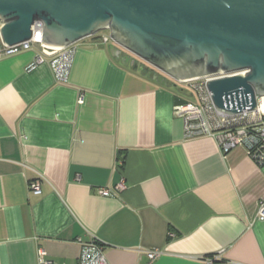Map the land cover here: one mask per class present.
Masks as SVG:
<instances>
[{"label": "crops", "instance_id": "1", "mask_svg": "<svg viewBox=\"0 0 264 264\" xmlns=\"http://www.w3.org/2000/svg\"><path fill=\"white\" fill-rule=\"evenodd\" d=\"M113 50L78 43L66 84L39 47L0 57V264H40V250L80 264L92 237L108 264H150L152 250V264H264V165L186 138L176 110L193 95Z\"/></svg>", "mask_w": 264, "mask_h": 264}, {"label": "water", "instance_id": "2", "mask_svg": "<svg viewBox=\"0 0 264 264\" xmlns=\"http://www.w3.org/2000/svg\"><path fill=\"white\" fill-rule=\"evenodd\" d=\"M36 22L54 48L108 31L114 59L161 86L234 74L208 83L229 115L264 98V0H0L4 45L29 41Z\"/></svg>", "mask_w": 264, "mask_h": 264}, {"label": "built area", "instance_id": "3", "mask_svg": "<svg viewBox=\"0 0 264 264\" xmlns=\"http://www.w3.org/2000/svg\"><path fill=\"white\" fill-rule=\"evenodd\" d=\"M32 38L22 44L8 47L3 44L0 38V57L10 56L23 51L32 50L39 47L42 54L50 59V65L54 73L56 82L66 84L69 81L72 67L74 64L77 45L74 44L67 48H54L43 43V24L36 22L32 26ZM103 43H113L110 33L101 37ZM42 56L37 60V64L43 63ZM34 68V67H33ZM242 72L241 74H246ZM234 74H223L212 78H204L181 84L194 97L195 102L181 104L176 110V116L185 122L186 138L210 137L217 140L222 152L227 154L240 145L248 148L249 155L255 163L264 165V114L258 109L254 112L247 110L237 115H229L216 109L212 95L208 90V83L211 80L228 77ZM236 75V74H235ZM30 190L36 195H40L41 181L37 180L30 183ZM98 194L109 196V190L100 189ZM260 218L264 219V207L260 210ZM81 253L80 264H108L104 245L96 238L92 237L84 242L79 239ZM161 256L160 250H152L148 253L150 264ZM44 250L39 251L40 264H52L46 259ZM220 257L206 258L204 264H217Z\"/></svg>", "mask_w": 264, "mask_h": 264}, {"label": "rangeland", "instance_id": "4", "mask_svg": "<svg viewBox=\"0 0 264 264\" xmlns=\"http://www.w3.org/2000/svg\"><path fill=\"white\" fill-rule=\"evenodd\" d=\"M105 32H107V31H103V32H101V33H105ZM139 65V67H140V64L141 63H138ZM179 93H180V95H182V96H185V95H187V93H188V90L186 89V88H184L183 86H181V85H178L176 88H175Z\"/></svg>", "mask_w": 264, "mask_h": 264}, {"label": "bare ground", "instance_id": "5", "mask_svg": "<svg viewBox=\"0 0 264 264\" xmlns=\"http://www.w3.org/2000/svg\"><path fill=\"white\" fill-rule=\"evenodd\" d=\"M259 111L262 112V113L264 114V98H262V99L260 100Z\"/></svg>", "mask_w": 264, "mask_h": 264}, {"label": "trees", "instance_id": "6", "mask_svg": "<svg viewBox=\"0 0 264 264\" xmlns=\"http://www.w3.org/2000/svg\"><path fill=\"white\" fill-rule=\"evenodd\" d=\"M108 33H109L108 31L105 32V33H99V34L95 35L94 37H98V36H100V35H101V37H102L103 35H106V34H108Z\"/></svg>", "mask_w": 264, "mask_h": 264}]
</instances>
